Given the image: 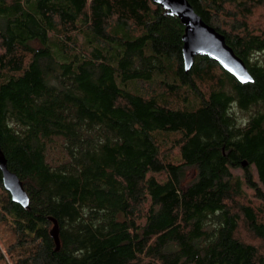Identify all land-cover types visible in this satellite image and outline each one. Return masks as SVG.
<instances>
[{
	"label": "trees",
	"instance_id": "16d2710c",
	"mask_svg": "<svg viewBox=\"0 0 264 264\" xmlns=\"http://www.w3.org/2000/svg\"><path fill=\"white\" fill-rule=\"evenodd\" d=\"M188 1L254 83L153 0H0V263L264 264V0Z\"/></svg>",
	"mask_w": 264,
	"mask_h": 264
},
{
	"label": "water",
	"instance_id": "95a60500",
	"mask_svg": "<svg viewBox=\"0 0 264 264\" xmlns=\"http://www.w3.org/2000/svg\"><path fill=\"white\" fill-rule=\"evenodd\" d=\"M153 2L164 9L166 16L178 18L185 28L182 51L186 73H189L194 66L196 57H207L218 63L241 84L254 83L245 62L227 44L226 38L202 20L188 0H153ZM247 166V162L242 164L244 168ZM0 169L4 187L11 195L13 203L28 209L30 201L24 185L19 177L8 169L3 153L0 154ZM51 221L54 223L52 236L59 249L58 223L54 219Z\"/></svg>",
	"mask_w": 264,
	"mask_h": 264
},
{
	"label": "rangeland",
	"instance_id": "374dc122",
	"mask_svg": "<svg viewBox=\"0 0 264 264\" xmlns=\"http://www.w3.org/2000/svg\"><path fill=\"white\" fill-rule=\"evenodd\" d=\"M252 24L254 25V27H258L259 29H264V7L261 8V9H258L256 11V15L255 17L253 18L252 20ZM240 118H244V115L243 114H240L239 116ZM245 119V118H244ZM252 172L255 174L256 176V173H255V170L254 168L252 167ZM233 174L236 176V177H239V178H243L244 177V170L243 169H236L233 171ZM257 182V181H256ZM246 191L252 195V192L248 191V189L246 188ZM3 247V246H2ZM1 245H0V248L2 249ZM2 252L6 255V249L3 247L2 249ZM0 264H3V263H0ZM10 264H17L15 261H13L12 263Z\"/></svg>",
	"mask_w": 264,
	"mask_h": 264
},
{
	"label": "snow or ice",
	"instance_id": "6c2138e0",
	"mask_svg": "<svg viewBox=\"0 0 264 264\" xmlns=\"http://www.w3.org/2000/svg\"><path fill=\"white\" fill-rule=\"evenodd\" d=\"M242 82H247V81H242Z\"/></svg>",
	"mask_w": 264,
	"mask_h": 264
}]
</instances>
